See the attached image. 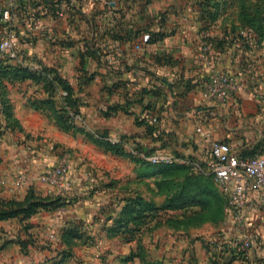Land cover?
<instances>
[{"label": "rangeland", "instance_id": "rangeland-1", "mask_svg": "<svg viewBox=\"0 0 264 264\" xmlns=\"http://www.w3.org/2000/svg\"><path fill=\"white\" fill-rule=\"evenodd\" d=\"M132 1L131 15L142 14L148 8V0ZM38 3L36 0L21 3L23 14L18 24H13L21 63L0 56V199H15L28 206L27 194L35 200L60 195L71 198L72 203L53 211L40 210L27 218L17 215L1 221L0 264H245L241 260L253 254L257 256L258 249L264 246L262 210L253 207L246 214L255 225L245 230L252 244L238 252L232 234L225 229L229 225L227 207L223 217L200 204L178 209L164 207L178 195L186 174L161 176L157 166L133 160L129 154L146 162L145 157L154 153L173 154L180 160L176 164L188 165L191 173L202 174L207 187L224 195L211 181L204 162L181 152L182 143L173 130L159 128L161 133L148 134L143 125L136 123L143 120L140 104L135 102L138 92L130 96L127 91L128 98H123L122 105L129 113L121 109L102 117L100 107L103 114L116 104V95L110 93L108 86L106 94L98 96L91 84L86 88L89 96L85 106L81 102L82 112L70 118L87 133L105 135L109 141L116 139L119 149L127 156L97 146L85 133L65 130L47 105L40 107L39 99L48 95L42 84L30 79L15 80L4 70V66L47 67L43 64L47 55L44 54L43 61L37 58L35 49L45 50L48 43H54L37 40L38 35L45 33L43 25L39 30L33 29L34 20L45 15L36 11L25 13L28 6ZM150 8L161 19L172 14L192 18L198 31L204 34L203 51L211 47L214 52L231 51L236 56V73L240 79L230 73L239 85L231 96L239 105L242 101L239 89L248 92L258 101V120L252 115L233 117L231 127L237 129V134L227 143L239 152L257 148L253 155L264 157V0H154ZM57 11L60 17L63 11ZM5 28L0 21V35ZM57 55L61 56L60 51ZM68 56H74L75 65L83 58L77 52ZM105 59L111 64V56ZM59 62L63 61L59 58ZM77 67L76 71L68 69L66 73L84 79L91 74ZM61 91L55 94L57 103ZM131 108L139 114L130 112ZM153 123L158 127V123ZM65 151L69 154L72 183L68 193L37 178L41 167L55 165ZM27 159L35 161L32 165H36V170H16L9 166L11 161ZM20 172L27 178L16 185L14 180ZM4 191L10 192L11 198L2 197ZM123 206L129 210L131 206L144 208V211L137 217L129 210L121 215ZM134 216L135 220H129ZM66 226H70L69 234L63 241L62 229Z\"/></svg>", "mask_w": 264, "mask_h": 264}, {"label": "crops", "instance_id": "crops-1", "mask_svg": "<svg viewBox=\"0 0 264 264\" xmlns=\"http://www.w3.org/2000/svg\"><path fill=\"white\" fill-rule=\"evenodd\" d=\"M36 1L39 3L31 8L28 6L25 13L36 11L45 15L34 20L43 25L45 32L40 36L37 33V40L42 39L45 43V39H48V42L54 43H48L45 50L36 47V56L43 59L44 54L47 55L48 59L43 64L56 70L73 86L75 96L80 103L84 102V106L89 96V89L86 88L91 84L96 88L98 96L105 95L108 86L111 87L110 93L116 95V104H122L123 98H128L125 96H128L127 91L129 94H136L144 87L158 88V96L144 97L143 105L151 103L152 107L147 109L140 104L141 117L158 123L160 130H173L182 143L181 152L202 162L209 159V144L206 140L199 139L194 132L195 127L200 125L211 131L213 139L227 142L233 141L232 138L237 134V129L231 127L233 117L252 115L258 120V101L241 88L238 91L242 100L239 105L233 96L222 104L202 99V83L211 72L224 70L239 78L236 73L238 61L231 51L218 53L211 47L203 51L204 34L198 31L197 23L192 18L172 14L161 19L150 8L154 0H148V8L142 14L135 15L129 13L132 0ZM56 8L63 11L60 17ZM68 12L72 15H68ZM158 32L163 33V37L149 42L151 34ZM59 51L61 56L66 57L58 56ZM76 52L83 57L77 65L74 56H68ZM108 56H111V64L106 63L105 58ZM59 58L63 62H59ZM76 66L78 70L93 73V79L87 81L84 77L69 76L66 73L68 69L76 71ZM40 67V64L32 66L34 69ZM82 107L83 105L79 106L80 113ZM101 111L100 107L99 114L103 117ZM132 111L136 113L133 108L130 109ZM34 162L32 159L15 160L9 166L16 170H36V165H32ZM40 169L39 171L42 170ZM20 195L23 197L24 193ZM1 196L11 198L12 195L4 191ZM13 197L19 198L14 194ZM252 199L256 203L254 210H262L264 220V202L258 194H253ZM245 218L247 226L255 227L250 216ZM225 229L235 239L231 226L227 225ZM241 262H264V246L262 250L258 249L257 256L253 254Z\"/></svg>", "mask_w": 264, "mask_h": 264}, {"label": "built area", "instance_id": "built-area-1", "mask_svg": "<svg viewBox=\"0 0 264 264\" xmlns=\"http://www.w3.org/2000/svg\"><path fill=\"white\" fill-rule=\"evenodd\" d=\"M24 1L0 0V21L6 25L0 35V56L16 63H21V58L18 54L13 26L18 24L23 14L21 3ZM106 3L109 4V1ZM33 29L39 30L40 23L34 22ZM238 86V81L230 73L221 70L213 71L203 83L201 97L206 101L222 104L238 89ZM61 94L63 96L66 92L61 91ZM195 131L209 144V159L203 164L225 197L229 225L235 234L234 245L238 252L245 251L252 244L245 234L246 214L256 206L252 195L258 194L264 202V157L241 156L239 150L227 142L213 139L211 131L200 125L195 128ZM112 142H117V140L113 139ZM145 159L151 164L180 162L173 154L166 152L154 153ZM194 165L199 167V163ZM26 178L25 174L20 172L15 177L14 183L20 185ZM37 178L61 192L68 193L72 183L67 151L62 154L55 165L44 167L39 171Z\"/></svg>", "mask_w": 264, "mask_h": 264}, {"label": "trees", "instance_id": "trees-1", "mask_svg": "<svg viewBox=\"0 0 264 264\" xmlns=\"http://www.w3.org/2000/svg\"><path fill=\"white\" fill-rule=\"evenodd\" d=\"M162 37H163V33L160 32L153 33L151 34L149 42H155L158 39H161ZM3 68L5 71L8 70L7 72H9L15 80L24 81L30 79L34 83L42 84L44 87V91L48 95L46 96V98L39 99V102L41 103L40 107H42V105H47L48 109L50 108L52 110V113L56 118L57 123L60 126H62L65 130H72L73 132L85 133L87 138L92 142H94L95 144H97L98 146H103L107 150L115 154L127 155L126 153L120 150L121 147L118 142H112L107 140L105 138V135L87 133L83 128L78 127L72 122V120H70V118L73 119L75 115L80 114L79 106L81 105V103L79 102V99L75 96V90L73 86L65 78H63L56 70L47 67L34 69L26 66H17V67L4 66ZM93 77L94 74L91 73L86 78V80L90 81L93 79ZM58 90H62L66 92V94L62 96L59 102L57 103L55 94ZM138 94H139V98L138 100H135V102L141 104L143 108L150 109L152 107L151 103H149L147 106L143 105L144 97L148 95L158 96L160 93L158 88L148 89L144 87L141 90H139ZM124 108L125 107L122 104L111 105L107 111L103 112V116H108L109 113L116 112ZM124 111L125 113H129L127 109H124ZM136 123L138 125H143L148 134H151L154 131L161 133L159 127L154 125L153 121H149L148 119L143 118V120H138L136 121ZM255 149L253 151L251 150L246 151L245 149H242L240 150L239 154L245 157L256 156L253 155V153H255L254 152ZM128 157H130L133 160L143 161L148 165L157 166L160 169L159 173L161 174V176H167L172 173L186 174L181 184V188L178 195L169 199L168 203L164 205L165 208L178 209V208H184L185 206L191 204H200V206H206L208 208H211V211L215 215L218 216L221 215V217H223L222 215L224 214L225 208L227 207L225 198L222 196L220 192H217L216 190L207 187V185L203 181L204 177L202 176V174L191 173L188 170V165H179L176 163L151 164L148 161L146 162L142 159L134 157L132 154H129ZM210 177H211V181L215 184L211 175ZM25 201L29 202L28 206H26L28 203L25 205H21L20 204L21 201L19 202L18 200L15 199H0V222L14 218L17 215H22L23 217L27 218L40 210L53 211L72 203L71 198L62 197L60 195H57L55 197H47L46 199L42 198L35 200L33 195L27 194L25 196ZM10 206L14 208H10ZM147 208H149V205L147 206ZM128 210L129 209L126 206H123L121 208L120 214L124 215L126 212L128 213ZM129 211L135 212L137 217L138 215L141 214V212L144 211V208L141 209L139 207L136 208L134 206H131V209ZM136 217L135 216L130 217L129 220H135ZM69 228L70 226H66L65 228L62 229L63 241L67 238L69 234L68 231ZM237 255L238 253L235 254V256ZM261 264H264V262H262Z\"/></svg>", "mask_w": 264, "mask_h": 264}]
</instances>
